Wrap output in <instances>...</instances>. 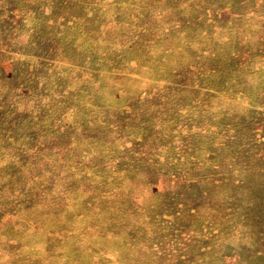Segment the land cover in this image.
Instances as JSON below:
<instances>
[{"label":"rangeland","instance_id":"374dc122","mask_svg":"<svg viewBox=\"0 0 264 264\" xmlns=\"http://www.w3.org/2000/svg\"><path fill=\"white\" fill-rule=\"evenodd\" d=\"M0 264H264V0H0Z\"/></svg>","mask_w":264,"mask_h":264}]
</instances>
